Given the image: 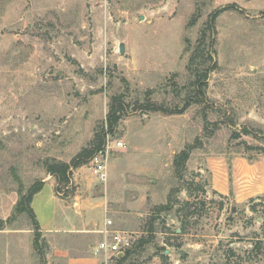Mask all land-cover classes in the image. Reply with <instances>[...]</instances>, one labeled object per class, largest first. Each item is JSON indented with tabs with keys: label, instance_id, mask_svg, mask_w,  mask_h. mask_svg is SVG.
Here are the masks:
<instances>
[{
	"label": "rangeland",
	"instance_id": "1",
	"mask_svg": "<svg viewBox=\"0 0 264 264\" xmlns=\"http://www.w3.org/2000/svg\"><path fill=\"white\" fill-rule=\"evenodd\" d=\"M204 33L216 67L197 90L193 71L210 61L190 58ZM119 98L126 108L111 127ZM101 133L112 146L106 182L91 156L77 158ZM209 156L264 160V0H0L1 208L53 181L75 224L93 214L92 227L111 219L132 236L125 264H264V197L213 190ZM58 162L70 167L65 180L48 170ZM11 215L9 227L33 228L27 213ZM78 236H42L36 264H117L96 256L100 234Z\"/></svg>",
	"mask_w": 264,
	"mask_h": 264
},
{
	"label": "crops",
	"instance_id": "2",
	"mask_svg": "<svg viewBox=\"0 0 264 264\" xmlns=\"http://www.w3.org/2000/svg\"><path fill=\"white\" fill-rule=\"evenodd\" d=\"M206 163L212 172L210 184L216 192L230 195L232 190L237 202L264 197V160L252 161L243 156L233 158L209 156L206 158ZM46 190L48 191L45 195ZM16 200L18 202L19 199L16 197L12 200L8 208L0 207V211L2 209L8 211L10 208L8 212L0 213V219H7L11 216L17 203ZM31 207L39 222L42 236L48 239L64 238V236L74 234L81 236L82 239H88L94 233L100 234L101 240L103 239V235L99 232L102 227L91 226L89 219L93 214L81 223H74L76 215L65 200L58 195L53 181L44 182L42 189L33 196ZM34 238V230L30 227H7L0 230V264H36ZM103 254L105 253L99 252L96 256ZM96 258H83L82 261L86 264H98Z\"/></svg>",
	"mask_w": 264,
	"mask_h": 264
},
{
	"label": "trees",
	"instance_id": "3",
	"mask_svg": "<svg viewBox=\"0 0 264 264\" xmlns=\"http://www.w3.org/2000/svg\"><path fill=\"white\" fill-rule=\"evenodd\" d=\"M212 24L210 25V27H211V29H214ZM204 35H206V33L202 34L201 37L198 39L199 44H198V46L195 47V49L191 55V58H190V62L192 65L194 64L196 59H200L202 61L201 64H204L208 60L210 61V65L208 67H206L205 69L204 68L202 69L201 65H200L199 69L196 67V70L193 71V73L195 75V80L192 84L197 87V90H202V88L206 85L205 82L209 76V73L212 70H214L216 67V63L213 61V54L215 52L213 50L214 41H213V39H211V43L208 46L206 45V43L203 46H201V42H202ZM207 47H208V51H207L208 55H205L206 54L205 48H207ZM198 50L200 52L197 55L196 52ZM125 108H126V104L120 98L113 100V103L111 105V110H110L109 114L107 115V122L110 124L111 127L116 125V123H118L119 120H121L122 114L125 111ZM143 108H148L149 110L151 109V110H155V111H161V112H164L166 114L171 115V114L183 113L185 107L181 108V107L177 106L176 108H168L165 105H155V104L150 103L148 105H143ZM244 131H247V130L245 129ZM246 133H248V131ZM105 141H106L105 135L102 133L98 134L97 138H95V144L89 149L88 148L83 149L78 154L77 158L80 159V161H81L82 157H88V156L92 157L96 152L103 149V146L105 145ZM189 151L184 150L176 157L174 162H175V165H176V168L178 171H181V168L184 167L185 162L189 159V156H190ZM69 168L70 167L68 164L58 162V163H53V165L51 167L49 166L48 170L51 174H55V175L59 176L60 180H65L67 177V172H68ZM43 185H44V182H38V183H35L32 187H30L26 193H21V191H20L19 200L15 205V211H17L18 213H21V214L27 213L30 216V218L32 220L34 236H35L34 248H35V250H37L40 253L42 258L45 256L43 249L41 247V244H40V240L42 238V232L40 230L39 222L36 218V215H35L32 207H31V202H32L33 196L42 189ZM256 199H262V197H257ZM256 199L251 198L250 201L256 200ZM189 214H192V212L189 211L188 215ZM12 219H13L12 215L10 217H8L7 219H0V230H4L7 227H9V225L12 223ZM148 231L150 233V238H151L153 236V233L155 232V229H154V227H151L150 230H148ZM149 241H151V239H145V238L143 239L142 238L139 240L138 245L143 247ZM262 246H263V243L261 240H259L254 248H256L259 251H262V249H263ZM163 251H164V249H163ZM133 252L134 251L132 249L127 250L123 256L116 259L117 264H125L127 262V260L132 256ZM162 256L166 258V256L164 254H162Z\"/></svg>",
	"mask_w": 264,
	"mask_h": 264
},
{
	"label": "built area",
	"instance_id": "4",
	"mask_svg": "<svg viewBox=\"0 0 264 264\" xmlns=\"http://www.w3.org/2000/svg\"><path fill=\"white\" fill-rule=\"evenodd\" d=\"M123 146V141H115V148H121ZM111 147L110 139H108L103 149L96 152L90 159L91 174L100 182H106L108 180L109 152ZM99 232L103 235V239L99 242L97 251L112 255L116 259L119 258L120 254L124 255L134 244V240L130 234L113 229V221L111 219L106 220Z\"/></svg>",
	"mask_w": 264,
	"mask_h": 264
},
{
	"label": "water",
	"instance_id": "5",
	"mask_svg": "<svg viewBox=\"0 0 264 264\" xmlns=\"http://www.w3.org/2000/svg\"><path fill=\"white\" fill-rule=\"evenodd\" d=\"M140 19H143V17L140 16ZM120 52H121V54H124V52H125V46H124V44H121V46H120ZM166 253H168V251H166ZM121 256H123V255L120 254L119 257H121Z\"/></svg>",
	"mask_w": 264,
	"mask_h": 264
}]
</instances>
